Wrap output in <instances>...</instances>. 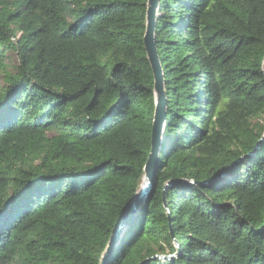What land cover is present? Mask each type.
Listing matches in <instances>:
<instances>
[{
    "label": "trees",
    "instance_id": "16d2710c",
    "mask_svg": "<svg viewBox=\"0 0 264 264\" xmlns=\"http://www.w3.org/2000/svg\"><path fill=\"white\" fill-rule=\"evenodd\" d=\"M147 2L0 0V264H100L151 148ZM154 42L156 171L106 264H264V0H158Z\"/></svg>",
    "mask_w": 264,
    "mask_h": 264
},
{
    "label": "water",
    "instance_id": "95a60500",
    "mask_svg": "<svg viewBox=\"0 0 264 264\" xmlns=\"http://www.w3.org/2000/svg\"><path fill=\"white\" fill-rule=\"evenodd\" d=\"M146 11V30L144 33V49L147 55V60L151 66L153 78H154V94H155V112L152 123L151 131V148L148 159L144 166V176L142 183L134 197V199L126 206L122 213L116 228L114 229L108 246L103 253L100 264H106L109 258L110 252L113 249L120 232L128 220L134 215L140 202L146 197L150 191L153 178L156 171L157 156L160 149L163 125L166 117V95L164 90L163 73L160 66L156 47L154 42V31L156 23V10L158 7V0H148ZM264 72V70H263ZM171 234H173L171 232ZM160 258V257H158Z\"/></svg>",
    "mask_w": 264,
    "mask_h": 264
}]
</instances>
